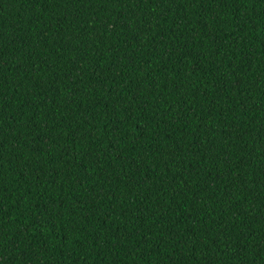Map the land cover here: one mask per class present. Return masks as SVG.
<instances>
[{"label": "trees", "instance_id": "obj_1", "mask_svg": "<svg viewBox=\"0 0 264 264\" xmlns=\"http://www.w3.org/2000/svg\"><path fill=\"white\" fill-rule=\"evenodd\" d=\"M0 264H264V0H0Z\"/></svg>", "mask_w": 264, "mask_h": 264}]
</instances>
